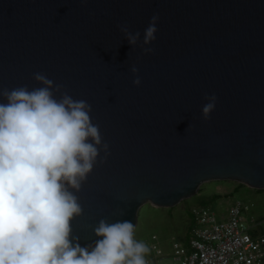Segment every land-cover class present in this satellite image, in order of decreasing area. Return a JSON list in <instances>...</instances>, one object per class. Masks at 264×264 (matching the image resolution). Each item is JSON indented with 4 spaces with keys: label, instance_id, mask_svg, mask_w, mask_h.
Listing matches in <instances>:
<instances>
[{
    "label": "water",
    "instance_id": "95a60500",
    "mask_svg": "<svg viewBox=\"0 0 264 264\" xmlns=\"http://www.w3.org/2000/svg\"><path fill=\"white\" fill-rule=\"evenodd\" d=\"M38 72L91 105L109 145L72 190L74 243L93 246L101 219L137 229L143 206L175 207L207 182L264 189V0H0V89L40 87Z\"/></svg>",
    "mask_w": 264,
    "mask_h": 264
},
{
    "label": "clouds",
    "instance_id": "9594fccd",
    "mask_svg": "<svg viewBox=\"0 0 264 264\" xmlns=\"http://www.w3.org/2000/svg\"><path fill=\"white\" fill-rule=\"evenodd\" d=\"M159 14L144 31L143 45L155 41ZM133 47L140 33L118 25ZM154 52L144 47L143 54ZM134 75L138 73L132 67ZM40 87L0 89V264H147L148 245L135 238L130 221L93 227L99 238L82 247L72 237L71 222L81 216L78 192L101 150L99 125L92 123L91 105L74 100L62 84L34 73ZM140 86L138 75L133 80ZM205 120L217 97L205 95ZM102 162V161H100Z\"/></svg>",
    "mask_w": 264,
    "mask_h": 264
},
{
    "label": "rangeland",
    "instance_id": "374dc122",
    "mask_svg": "<svg viewBox=\"0 0 264 264\" xmlns=\"http://www.w3.org/2000/svg\"><path fill=\"white\" fill-rule=\"evenodd\" d=\"M234 181H211L202 185L200 192L183 200L175 207L157 208L150 204L143 206L139 214V223L135 231V238L145 242L150 252L146 255L147 264H181L174 257L175 242L189 244L191 209L194 206H210L217 212L228 207L234 201L240 200L248 206L244 216L252 224L251 231L255 236L264 232V190H257L248 186L236 188ZM230 192L228 196L212 199L214 193ZM156 234L157 238H153ZM157 245V248L153 247ZM157 249L161 250L160 254Z\"/></svg>",
    "mask_w": 264,
    "mask_h": 264
},
{
    "label": "built area",
    "instance_id": "2783aa9c",
    "mask_svg": "<svg viewBox=\"0 0 264 264\" xmlns=\"http://www.w3.org/2000/svg\"><path fill=\"white\" fill-rule=\"evenodd\" d=\"M247 209L236 200L220 217L210 206L192 207L189 244L175 242L174 257L181 264H264V234L252 233L244 216Z\"/></svg>",
    "mask_w": 264,
    "mask_h": 264
},
{
    "label": "crops",
    "instance_id": "0c3cea01",
    "mask_svg": "<svg viewBox=\"0 0 264 264\" xmlns=\"http://www.w3.org/2000/svg\"><path fill=\"white\" fill-rule=\"evenodd\" d=\"M230 192H228V191H226V192H224V193H222V194H220V193H217V194H219V196L217 197V198H219L220 196H228V194H229ZM230 206V205H229ZM229 206L228 207H224V208H222V211H220L219 213H218V215L221 217V216H224L225 214H226V212H227V209L229 208ZM213 209V208H212ZM192 222V221H191ZM191 224V223H190ZM262 234H264V232H262ZM154 235H156V234H154Z\"/></svg>",
    "mask_w": 264,
    "mask_h": 264
},
{
    "label": "trees",
    "instance_id": "16d2710c",
    "mask_svg": "<svg viewBox=\"0 0 264 264\" xmlns=\"http://www.w3.org/2000/svg\"><path fill=\"white\" fill-rule=\"evenodd\" d=\"M235 182V181H234ZM236 188H239V187H241V186H246V185H244L243 183H239V182H236ZM257 190H264V189H257ZM219 196V194H217V193H214V195L212 196V199H217V197ZM192 225H193V218H192V222H191V224H190V228L192 227ZM190 228H189V232H190Z\"/></svg>",
    "mask_w": 264,
    "mask_h": 264
}]
</instances>
